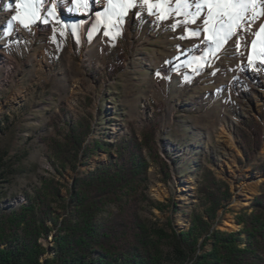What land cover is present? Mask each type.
Here are the masks:
<instances>
[{
	"label": "rangeland",
	"instance_id": "374dc122",
	"mask_svg": "<svg viewBox=\"0 0 264 264\" xmlns=\"http://www.w3.org/2000/svg\"><path fill=\"white\" fill-rule=\"evenodd\" d=\"M72 1L48 7L47 0H0V171H8L0 183V209L25 205L44 178L58 180L66 196L76 174H57L48 141L60 138L67 124L85 120L87 143L113 144L132 133L140 137L146 122L155 121L166 167L148 169L139 215L149 230L187 231L192 213L205 208L198 189L210 170L231 194L212 228L239 231L235 217L264 184L258 169L264 161V15L251 31L219 43L203 22L206 9L196 18L197 9L185 0H113L108 13L101 10L110 35L103 43L105 28L96 18L82 36L81 17L63 10ZM241 118L260 124L262 144L253 158L244 156L236 136ZM111 159L94 151L79 176ZM157 189L163 198L155 197ZM114 212L110 206L99 217ZM226 222L233 226L225 228ZM53 233L40 239L41 262L53 257Z\"/></svg>",
	"mask_w": 264,
	"mask_h": 264
},
{
	"label": "trees",
	"instance_id": "16d2710c",
	"mask_svg": "<svg viewBox=\"0 0 264 264\" xmlns=\"http://www.w3.org/2000/svg\"><path fill=\"white\" fill-rule=\"evenodd\" d=\"M118 68H110L109 73L117 74ZM239 125L236 136L244 156L253 158L262 144L260 124L241 118ZM157 131V122L148 121L140 137L132 133L113 144L87 143L88 122L67 124L60 138L50 139L48 146L57 174L61 177L69 170L76 178L65 197L58 180L44 178L41 188L25 197V205L0 209V264H264V184L250 208L235 217L242 225L237 232L212 228L231 194L210 170L203 174L198 189L205 208L192 213L187 231L149 230L139 215L146 199L148 169L166 167L155 142ZM96 150L114 159L79 176V167ZM258 169L264 173V161ZM7 175L8 171H0V183ZM110 206L116 212L100 219ZM52 232L53 257L41 262L45 249L40 239Z\"/></svg>",
	"mask_w": 264,
	"mask_h": 264
},
{
	"label": "snow or ice",
	"instance_id": "6c2138e0",
	"mask_svg": "<svg viewBox=\"0 0 264 264\" xmlns=\"http://www.w3.org/2000/svg\"><path fill=\"white\" fill-rule=\"evenodd\" d=\"M109 2L112 3L113 0H109ZM144 2L147 3L148 0H144ZM185 2L197 9L196 13L193 14L196 18H200L201 13L206 9L203 22L205 25L211 24L210 30L216 35L219 43H227L231 37L251 31L252 22L264 15V0H185ZM87 4L89 11H91V0H87ZM257 4L260 5L259 11H256ZM249 6L252 8L251 13ZM161 18H167V10ZM195 22L196 20L193 19L192 23ZM21 24L24 27L28 26L23 20H21ZM259 32L264 33V24L260 25ZM198 33L199 29L193 34ZM253 47H255V41ZM261 55L264 56V52Z\"/></svg>",
	"mask_w": 264,
	"mask_h": 264
},
{
	"label": "bare ground",
	"instance_id": "6f19581e",
	"mask_svg": "<svg viewBox=\"0 0 264 264\" xmlns=\"http://www.w3.org/2000/svg\"><path fill=\"white\" fill-rule=\"evenodd\" d=\"M6 1H9V0H6ZM15 1L17 2L20 0H15ZM47 2H48V7H49L53 4H55L56 0H47ZM72 4H73V6H71L69 8H63V10L66 11V14L70 18L81 17L82 21H81L80 27H81L82 36L86 37L87 29L90 26V22L95 18L99 20L100 24H103L104 28L106 27V23L103 22L100 15L102 13L101 12L102 8H106V11L108 13V7L110 4L109 0H100L99 2H95L94 0H91V5H90L91 11H89V6L87 4V0H73ZM77 7H79L81 10L78 11L76 9ZM109 36L110 35L106 31V28L103 29L101 34H100L99 42L108 43L109 42ZM154 192H155L154 195L156 198H163L164 197V190L163 189H159V190L157 189V190H154ZM232 226L233 225L231 223L226 222L225 228H229Z\"/></svg>",
	"mask_w": 264,
	"mask_h": 264
}]
</instances>
